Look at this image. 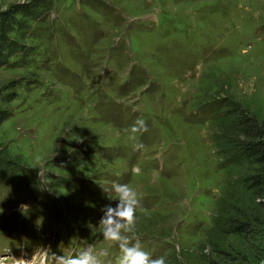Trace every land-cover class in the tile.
I'll return each instance as SVG.
<instances>
[{"label": "rangeland", "instance_id": "374dc122", "mask_svg": "<svg viewBox=\"0 0 264 264\" xmlns=\"http://www.w3.org/2000/svg\"><path fill=\"white\" fill-rule=\"evenodd\" d=\"M18 2L32 0L0 10ZM39 11L17 36L29 55L0 67V108L11 112L0 159L13 163L0 174V256L106 247L98 222L116 201L102 186L127 183L152 258L264 264V226H222L217 203L249 197L251 166L216 136L230 102L264 122V0H50ZM138 118L146 130L133 133ZM119 254L109 248L105 264Z\"/></svg>", "mask_w": 264, "mask_h": 264}, {"label": "trees", "instance_id": "16d2710c", "mask_svg": "<svg viewBox=\"0 0 264 264\" xmlns=\"http://www.w3.org/2000/svg\"><path fill=\"white\" fill-rule=\"evenodd\" d=\"M49 4L50 0H32L26 4L13 3L0 10V67L10 65L11 57L18 52L23 57L29 55L30 47L20 42L18 37L22 38L26 33L29 21L39 17L40 8ZM12 96V93H8L4 100ZM10 115V111L0 108V124ZM216 136L222 144V151L228 149L229 154L238 156L251 166V172L244 179L249 197L221 198L217 203L223 210L220 215L222 226L227 229L226 232L235 235L251 233L254 228L264 226V122L239 103L230 102L225 111V119L218 124ZM7 163L0 159V174L13 166V163ZM218 232L221 235L222 232ZM211 242L215 250L217 241Z\"/></svg>", "mask_w": 264, "mask_h": 264}, {"label": "clouds", "instance_id": "9594fccd", "mask_svg": "<svg viewBox=\"0 0 264 264\" xmlns=\"http://www.w3.org/2000/svg\"><path fill=\"white\" fill-rule=\"evenodd\" d=\"M146 130L145 121L138 118L132 127V132ZM135 150H141L142 144L134 145ZM47 160L37 157L34 168L39 169L38 177L42 184H49L45 170ZM134 174H139V168H133ZM103 187L109 201H116L115 206L108 203L103 206V213L99 219L98 227L106 247L96 248L88 245L76 255H56L49 253V249L38 246L34 249L30 260L12 256H0V264H105V258L109 255V248L117 247L119 256L115 264H166L163 256L152 258L143 250L139 235L136 231L137 209L141 207V200L137 191L129 184L113 183L110 188ZM115 194V199L108 194ZM259 202V201H258ZM27 205H21V211L27 209ZM3 209L0 208V213Z\"/></svg>", "mask_w": 264, "mask_h": 264}]
</instances>
